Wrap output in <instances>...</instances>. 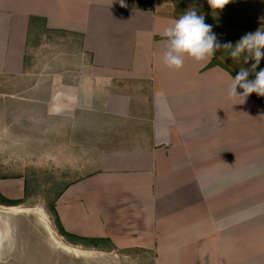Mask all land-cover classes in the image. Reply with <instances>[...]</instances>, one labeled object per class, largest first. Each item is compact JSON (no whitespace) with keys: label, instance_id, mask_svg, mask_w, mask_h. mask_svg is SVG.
I'll use <instances>...</instances> for the list:
<instances>
[{"label":"crops","instance_id":"1","mask_svg":"<svg viewBox=\"0 0 264 264\" xmlns=\"http://www.w3.org/2000/svg\"><path fill=\"white\" fill-rule=\"evenodd\" d=\"M181 15L172 0H0V77L54 99L45 114L79 173L56 217L98 239L66 243L149 264H264V96L229 98L236 74L218 51L164 66L161 33ZM24 192L0 179L3 197Z\"/></svg>","mask_w":264,"mask_h":264},{"label":"rangeland","instance_id":"2","mask_svg":"<svg viewBox=\"0 0 264 264\" xmlns=\"http://www.w3.org/2000/svg\"><path fill=\"white\" fill-rule=\"evenodd\" d=\"M172 2L181 14L195 8L221 43L234 46L246 33L264 30V0H230L217 10L207 0ZM218 52L230 57V49ZM225 62L235 74L246 68L249 79L255 78L253 60L244 63L230 57ZM262 68L264 58L255 71ZM25 86L0 77V179L23 178L25 186L21 198L15 199L18 203L0 204V264H149L140 254L69 245L56 231L49 204L79 173L73 149L57 147L55 115L45 114L54 99L49 101L50 93H41L37 84L32 90L35 100H25Z\"/></svg>","mask_w":264,"mask_h":264},{"label":"clouds","instance_id":"3","mask_svg":"<svg viewBox=\"0 0 264 264\" xmlns=\"http://www.w3.org/2000/svg\"><path fill=\"white\" fill-rule=\"evenodd\" d=\"M123 4V0H121ZM213 10L223 9L230 0H207ZM161 35L165 38V50L162 53V62L170 70H180L184 65L185 57L199 62L222 49H230L232 59H243L244 63L253 60L251 71L255 78L249 79V69L241 68L227 91L229 98L243 97L244 100L252 93L264 96V68L255 71L264 58V30L258 29L243 35L233 46L231 42L221 43L212 31V25L205 23V17L198 15L195 8H189L178 19L167 26ZM242 92L238 93L237 88Z\"/></svg>","mask_w":264,"mask_h":264},{"label":"trees","instance_id":"4","mask_svg":"<svg viewBox=\"0 0 264 264\" xmlns=\"http://www.w3.org/2000/svg\"><path fill=\"white\" fill-rule=\"evenodd\" d=\"M57 196V195H56ZM55 196V198H56ZM55 198L53 199V201L49 204V212L51 213L52 217H53V223H54V226H55V229L56 231L59 233V235L63 236L65 238V240H67L68 242L70 243H73V244H76L77 241H93V242H96L98 241V239H86V238H83V237H79V236H76V235H73V234H70L68 232H66L61 224L59 223V220L57 219L56 217V213H55V207H54V200ZM20 200H11V199H7L5 197H3L1 194H0V204H3V205H9L12 207V205H15L16 203H18ZM95 246H97V244H95Z\"/></svg>","mask_w":264,"mask_h":264},{"label":"flooded vegetation","instance_id":"5","mask_svg":"<svg viewBox=\"0 0 264 264\" xmlns=\"http://www.w3.org/2000/svg\"><path fill=\"white\" fill-rule=\"evenodd\" d=\"M11 200H13V199H11Z\"/></svg>","mask_w":264,"mask_h":264}]
</instances>
